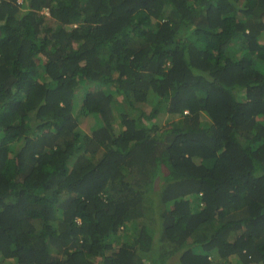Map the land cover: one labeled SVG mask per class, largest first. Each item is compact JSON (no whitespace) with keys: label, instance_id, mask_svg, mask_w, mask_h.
I'll list each match as a JSON object with an SVG mask.
<instances>
[{"label":"trees","instance_id":"trees-1","mask_svg":"<svg viewBox=\"0 0 264 264\" xmlns=\"http://www.w3.org/2000/svg\"><path fill=\"white\" fill-rule=\"evenodd\" d=\"M22 2L0 264H264V0Z\"/></svg>","mask_w":264,"mask_h":264},{"label":"rangeland","instance_id":"rangeland-1","mask_svg":"<svg viewBox=\"0 0 264 264\" xmlns=\"http://www.w3.org/2000/svg\"><path fill=\"white\" fill-rule=\"evenodd\" d=\"M18 1L25 4V5H22V10H26L27 9L26 2H22V0H18ZM93 88L95 89V87H93ZM81 90H82L81 88H78V90H77V91H79L78 93H81L82 92ZM202 120H205L206 121V117L205 116H202ZM165 121H166V118H164V122ZM236 260L237 259L234 257V255H231V256H229V259L223 260L221 262V264H237V261Z\"/></svg>","mask_w":264,"mask_h":264}]
</instances>
